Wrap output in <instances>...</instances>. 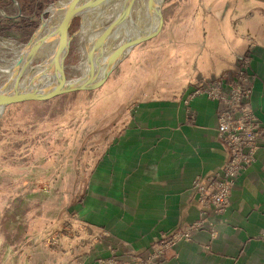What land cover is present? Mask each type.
Listing matches in <instances>:
<instances>
[{"label":"crops","instance_id":"crops-1","mask_svg":"<svg viewBox=\"0 0 264 264\" xmlns=\"http://www.w3.org/2000/svg\"><path fill=\"white\" fill-rule=\"evenodd\" d=\"M201 1V12L181 10L167 20L162 13L163 26L176 24L172 33L183 43H165L166 57L183 59L178 69L170 59L169 73L158 68L167 72L162 78L158 71L142 76L122 97L130 108L102 137L83 195L69 208L88 239L77 250L82 264L133 257L150 264L173 240L156 264H264V145L235 180L225 211L203 215L192 181L223 170L228 149L217 137L219 102L197 95L186 103L194 78L231 80L252 40L248 105L264 128V0Z\"/></svg>","mask_w":264,"mask_h":264},{"label":"rangeland","instance_id":"rangeland-1","mask_svg":"<svg viewBox=\"0 0 264 264\" xmlns=\"http://www.w3.org/2000/svg\"><path fill=\"white\" fill-rule=\"evenodd\" d=\"M57 1L16 0V5L13 0H0V9L8 16L0 14V53H5L0 54V67H6L15 58L16 54L13 57L9 49L26 43L39 26L44 10ZM186 2L163 0L165 19L190 8L203 11V1H196L193 7H184ZM146 13L147 10L133 20L134 27L142 32L148 31L151 22L144 18ZM48 17L43 15L44 19ZM97 24L101 26V20ZM80 25L81 19L76 17L69 34H75ZM173 25L170 29L171 25L165 23L157 37L136 46L100 89L8 107L0 115V264H82L77 250L88 239L69 208L83 195L87 174L101 150L102 137L113 131L123 112L130 108L131 99L121 101L122 97L139 86L142 76L155 78L153 71H158V78H162L169 73L170 59H177L172 67L178 69L183 58L174 54L168 59L164 50L166 44H183L179 35L172 33L176 27ZM122 32L118 29L119 38L113 48L124 37ZM75 38L66 60L72 78L76 77V69L82 73L85 60L79 47L82 45L85 50L83 40L81 36ZM178 48L180 52L181 47ZM42 53L41 58L46 56ZM217 78L223 77H196L190 84L199 89L207 80ZM6 80V74L0 70V86ZM132 259L123 264H131Z\"/></svg>","mask_w":264,"mask_h":264},{"label":"water","instance_id":"water-1","mask_svg":"<svg viewBox=\"0 0 264 264\" xmlns=\"http://www.w3.org/2000/svg\"><path fill=\"white\" fill-rule=\"evenodd\" d=\"M64 1L68 2V7L64 16L54 28H50L53 25V22L50 21V8L54 5L62 4ZM78 1L79 0H58L50 4L43 12V14L49 13V17L47 19L41 17L40 25L33 31L28 41L9 49L10 52L13 53V57L15 54H18V52L19 54L21 53V55L14 66L15 70L12 83L10 82L11 80L7 79L6 82L0 86V111L3 112L8 107L25 103L45 102L69 94L96 91L112 78L113 74L128 60L132 50L136 46L154 39L162 30L163 0L157 2L152 8L153 15L157 21L154 28L143 32L138 29V31H136L137 34L134 35H131L130 31L126 32L124 29V37L121 43L117 46L115 45L113 48L114 41L116 40L113 39V42L108 45V38L112 34V31H115L120 24L124 23V27L125 25L127 27L128 23H130L132 6L129 4L122 9L119 19L114 20L108 27L103 28L101 35L98 36L92 45L85 41V50H82V45H79L81 58H86V67L88 65V69L86 72L81 73V70L78 68L75 70L77 73H75L76 77H69L68 70L70 67L66 64V60L70 54L69 42L76 36L82 35V19L84 18L82 13L87 11L86 8L80 9L76 5ZM13 2L17 5L16 0H13ZM0 14L8 17L1 9ZM76 17L81 19L80 29L75 34L70 35L69 28ZM46 27L48 28L47 31H45ZM56 37L59 38V41L53 53L49 56H45L41 62L33 65L34 61L39 58L40 53H42L45 47L54 41ZM0 54L1 56L5 55V53ZM22 54H24L25 57ZM22 60L23 63L21 64ZM43 66H46V72L44 71L41 75L37 74L36 76H32L34 72H37ZM50 73L53 75L52 80L42 84V79ZM25 80L28 82L26 81L27 83H25Z\"/></svg>","mask_w":264,"mask_h":264},{"label":"built area","instance_id":"built-area-1","mask_svg":"<svg viewBox=\"0 0 264 264\" xmlns=\"http://www.w3.org/2000/svg\"><path fill=\"white\" fill-rule=\"evenodd\" d=\"M252 48L253 45L250 44L231 80H207L199 89L195 88L186 100L188 103L194 96L206 95L219 102L217 137L228 149V160L223 170L203 180L195 178L192 181V189L197 195L203 215L207 214L208 210L216 214L225 211L235 180L255 162L257 151L264 145V128L248 105L253 89L248 74ZM200 225V222H197L190 228L193 230ZM174 243L175 240L160 246L149 256L147 262L156 264L163 252ZM99 263L118 264L114 260H101ZM131 264L143 263L135 257Z\"/></svg>","mask_w":264,"mask_h":264},{"label":"bare ground","instance_id":"bare-ground-1","mask_svg":"<svg viewBox=\"0 0 264 264\" xmlns=\"http://www.w3.org/2000/svg\"><path fill=\"white\" fill-rule=\"evenodd\" d=\"M147 1V0H146ZM145 0H140V2H141V7H140V9H139V11H138V14H139V16L138 17H140L141 16V14L142 13H144L145 12V10H147L146 9V7H147V2H146ZM161 0H151V2L154 4V2L155 3H157V2H160ZM102 2H103V0H79L78 2H77V6L80 8V9H84V8H86L87 9V11H84V13H82L83 15H84V23H83V28H82V35H81V38H82V43H83V45H85L86 43H85V41H87V42H89V43H91V45H92V43L98 38L97 37V33L100 31H102L101 29H102V25L100 26V25H98L97 23L101 20V14H103V13H101L102 12V9H103V7H102ZM149 2V1H148ZM150 2V5H152V3ZM120 3V2H119ZM137 3V2H136ZM138 4V3H137ZM136 4V5H137ZM138 6V5H137ZM67 7H68V2L67 1H64L62 4H58V5H54V6H52L51 8H50V21H52L53 23V25L50 27V28H54L55 27V25H57L60 21H61V19H62V17L64 16V13H65V11L67 10ZM107 7V6H106ZM110 7V6H109ZM116 7V6H115ZM117 8V7H116ZM116 8H115V10H116ZM121 8V7H120ZM114 10V11H115ZM116 11H118V10H116ZM48 13V14H49ZM116 13V12H115ZM96 15L95 16V19H94V21L92 22L91 20H92V17H93V15ZM104 14H106V13H104ZM151 15H152V18H150L151 19V22H150V25L149 26H147L148 27V29H151V28H154V26L156 25V18H155V16L153 15V13H151ZM108 17H109V15H108ZM142 17V16H141ZM140 17V18H141ZM111 18H113V17H111ZM115 18V17H114ZM142 20V19H141ZM90 21L92 22V26H91V28H90V26L88 25V23H90ZM97 22V23H96ZM140 23H142L141 21H140ZM98 25V27H97V29H96V26ZM137 24V23H136ZM104 27V26H103ZM130 27V28H129ZM118 29H122V31H124L125 32V30H126V32L128 31H130V34L131 35H134V34H137V32H136V30H138V29H136L135 27L134 28H131V26L129 25V23H128V26L126 27V25H125V27H124V23L123 24H120V26L118 27V28H116L115 29V31H117L118 32ZM125 29V30H124ZM132 29V30H131ZM48 30V28L46 27L45 28V31H47ZM117 32L115 33L116 34V36H115V39H117V41H118V38H119V36L117 35ZM94 33V34H93ZM122 34L124 35V33L122 32ZM101 35V33L99 34V36ZM123 38V37H122ZM58 41H59V38H54V44H56V43H58ZM116 41V40H115ZM121 43V40H120V42L118 43V44H115L116 46L117 45H119ZM90 45V46H91ZM50 47V48H49ZM56 47V45L54 46V45H52L51 46V44H49V45H47L46 47H45V49H44V53L46 54V56H49V55H51L52 53H53V50H54V48ZM85 48V47H84ZM87 50V49H86ZM44 54V55H45ZM21 55V53L19 54H16L15 55V58L14 59H11L10 60V62L8 63V65H6V67H0V70H2L3 71V73L4 74H6V76H7V79L8 80H11L10 82L12 83V78H13V74H14V70H15V63L17 62V60L20 58L19 56ZM23 56H24V54H22ZM43 55V53H41L40 54V56H42ZM22 56V57H23ZM25 57V56H24ZM45 57V56H44ZM24 60V59H23ZM23 60H22V62H21V64L23 63ZM43 60V59H42ZM90 63H91V61H90ZM83 70H82V73H84V72H86V70L88 69V65H87V67H86V58H85V60H84V62H83V68H82ZM46 70V66H43L40 70H38L37 72H34L33 74H32V76H36L37 74H39V75H41L44 71ZM46 72V71H45ZM53 72V71H52ZM31 76V77H32ZM45 76V75H44ZM52 77H53V75H52V73H50L49 75H46L43 79H42V84H45V83H48V82H50L51 80H52ZM27 80H25L24 82L25 83H27L26 82ZM26 85V84H25ZM3 112L2 111H0V115L2 114Z\"/></svg>","mask_w":264,"mask_h":264},{"label":"flooded vegetation","instance_id":"flooded-vegetation-1","mask_svg":"<svg viewBox=\"0 0 264 264\" xmlns=\"http://www.w3.org/2000/svg\"><path fill=\"white\" fill-rule=\"evenodd\" d=\"M146 1V0H145ZM149 1V2H148ZM120 2V3H119ZM138 4H137V3ZM147 2V11H148V13H146L144 16V18H146L147 20H148V22L149 21H151V19L150 18H152V15H151V13H153L152 12V8H153V6L154 5H156V3L154 2V4L151 2V0H147L146 1ZM150 2L152 3V5H150ZM129 4H131V6H132V12H131V15H130V25L132 26V27H134V25H135V22L133 21L134 19H135V16L137 15V17H138V11H139V9H140V7H141V2H140V0H103V2H102V7H103V9H102V12L101 13H103V14H101L102 16H101V25H102V27L103 28H106V27H108L110 24H112L113 22H114V20H116V19H119V15H120V13H121V11H122V9L124 8V7H126V6H128ZM138 6H137V5ZM107 6V7H106ZM110 6V7H109ZM117 8H116V7ZM121 7V8H120ZM115 8H116V10H118V11H116L115 10ZM115 10V11H114ZM116 12V13H115ZM104 13H106V14H104ZM45 14H48V13H45ZM44 15V14H43ZM49 15V14H48ZM108 15H109V17H108ZM111 17H113V18H111ZM115 17V18H114ZM134 17V18H133ZM143 18V19H144ZM138 19V18H137ZM73 22V21H72ZM40 23H41V21H40ZM72 24V23H71ZM40 25V24H39ZM71 26V25H70ZM114 32V33H113ZM117 31H112V34L110 35V37L108 38V43L107 44H110V43H112L113 42V39H115V36H116V33ZM76 39V38H75ZM75 39L73 38L70 42H69V50H70V46H71V44L75 41ZM28 41V40H27ZM26 41V42H27ZM115 42H117V39H116V41ZM51 44H53L54 46L55 45H57V43L56 44H54V41H52L51 42ZM143 44V43H142ZM16 46H18V45H16ZM42 59H44V57L43 58H41V57H39L36 61H38V62H41L42 61Z\"/></svg>","mask_w":264,"mask_h":264}]
</instances>
